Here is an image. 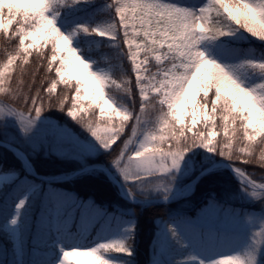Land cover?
I'll list each match as a JSON object with an SVG mask.
<instances>
[{
    "label": "snow or ice",
    "instance_id": "obj_1",
    "mask_svg": "<svg viewBox=\"0 0 264 264\" xmlns=\"http://www.w3.org/2000/svg\"><path fill=\"white\" fill-rule=\"evenodd\" d=\"M90 2L0 0V37L5 41L0 94L13 102L21 101L27 112L4 106L0 107V117H15L27 136L42 116L43 105L37 103L41 90L49 85L46 91L51 96L58 85H64L59 111H65L64 104H69L67 116L100 148L113 153V167L139 191L161 193L167 203L173 196V185L169 182L172 178L165 177L179 170L188 153L200 148L227 161L242 190L253 199L260 198L264 174L257 178L234 165L236 161L259 163L264 168V0H110L103 9L107 13L103 25L79 26L62 34L53 9ZM238 33H246L261 47L247 49L245 59L237 65L222 66L216 56L223 59V46L216 49V56L209 46ZM79 36L103 43L75 50L73 43ZM33 51L39 67L50 78L37 85L33 72L31 83L26 85L24 66ZM16 70L19 75L13 81ZM242 71L250 73L254 81L246 84ZM82 99L98 109L99 116L93 111L91 119L87 114L77 119V109L86 113L85 108H78ZM217 135L222 139L215 142ZM113 145L117 147L113 149ZM221 211L213 197L195 221L182 215L176 223L191 234L198 224L216 219ZM167 231L181 249L187 247L176 228ZM256 236L264 237V233ZM109 252L131 255L121 243L105 244L93 251L66 253L64 264L74 256L89 257L90 264H108L103 254ZM175 264L203 262L190 256ZM214 264L256 262L251 256L247 260L232 256Z\"/></svg>",
    "mask_w": 264,
    "mask_h": 264
},
{
    "label": "trees",
    "instance_id": "obj_2",
    "mask_svg": "<svg viewBox=\"0 0 264 264\" xmlns=\"http://www.w3.org/2000/svg\"><path fill=\"white\" fill-rule=\"evenodd\" d=\"M94 1L95 0H91V2L88 4H79L72 7L66 6L60 8L62 11L61 24L65 25H61L60 22H56L58 30L69 29V27L66 26H70L72 28L88 26L92 28V25L89 23L90 17L86 15V12L94 4ZM241 38H245L258 48L261 47L259 41H253V39L247 36L246 33H238L235 37L227 38L226 41H218L215 46H211L213 55L216 56V49L221 46L229 47L231 53L234 54L233 56H236L238 52L242 54L241 49L247 42H242ZM80 44L81 46L83 45L85 47H96L97 44H102V41L94 40L90 37L80 36ZM240 56L241 57L239 58L244 60L245 57L242 55ZM234 60L236 61V59ZM217 61H220L222 64L221 60ZM4 62L5 41L2 37H0V63ZM24 68L27 73V75L24 76V82L26 85L31 83L30 74L33 72H35L37 75V85H39L41 80L47 81V79L50 78V76L45 75L43 68H40L39 64L36 62V55L34 51L29 57V63L25 65ZM18 75V70L12 73L13 81H15V78ZM240 76L242 80H248L250 78L254 79L250 73L244 71L240 73ZM71 83L75 84V81L72 80ZM47 86L49 85L46 84L45 88L41 90V97L37 101L38 106L41 104L43 105L41 117L54 119L59 123L66 125L74 132L82 134L84 129L81 128L75 120L67 116V111L71 110L70 105L65 103V111L63 112L59 111L58 109V105L63 95L64 85H58L56 91L51 94V96H49L46 91ZM34 94L35 92H33V95ZM71 95H73V93H71ZM209 95L211 96V93H209ZM0 102L14 108L17 112H24V114L27 115V112L25 111V105L21 101L17 100L13 102L11 99H6L2 94H0ZM27 107L31 108L32 105L28 104ZM217 123L219 124V121H217ZM217 136L218 137L215 139V142H218L222 139L220 135ZM0 141L10 142L9 137L6 135V133H4L2 125H0ZM10 143L21 148V146L16 143ZM21 149L27 153L37 174L40 176H67L79 169V166H77L76 162L66 160L65 158L56 154H44L41 151L32 153L29 150L23 148ZM1 154L5 156V159L0 157V174L15 173L18 175L17 179L5 187L3 192L0 194V240L7 246L5 252H0V261L3 262H6L10 259L16 263L17 253L11 241L6 238V233H4L1 228L13 218L17 207L20 205L24 195L31 187L36 188L33 194H31L27 199L28 203H32L33 200H35V198H32L33 195L39 192L40 195L42 193H47V189L66 193L73 192L82 200H87L90 198L100 207H103L109 212H112L114 215L119 216L118 218L120 222H131V225H133L132 229H135V231L131 232L122 243L125 246V249L131 252V255H124L121 252H110L114 254V256L119 260L124 261L125 264H147L148 261H150L156 237V230L158 228V220L166 221L169 223V225L176 228L181 240L187 245L185 251L189 252V256L186 257L185 251H179V254H183L184 256H180L176 260H182V258L188 259L190 256H193L197 260L202 261L203 264H208V260L217 261L219 259H229V256H225L224 254L216 256L212 248H205V252L199 254V252L196 251V245L194 244L192 238L190 236H183L180 229L177 228L178 225L176 223V218L178 216L183 215L188 219L195 221L197 213L207 206L209 200L213 197H215V201L222 206V211L229 212L230 214L238 213L241 217L258 213L264 214V193L261 194V198L248 201L245 200L244 194L241 193L242 185L237 180V177L233 175L228 169L218 168L204 176L194 186L193 193L187 197L178 198L169 204L141 206L133 205L123 199L114 183L110 181L104 172L99 170H93L90 171V173L83 172L64 182L45 183L42 180L36 178L31 173V171L26 170L24 166L25 164L14 152L0 146V155ZM213 157L214 159L212 164L215 162H227L221 159L219 156L213 155ZM113 158L114 156L111 152L110 154L100 155L95 159H88L87 165L105 164L106 166L110 167V163L112 162ZM256 160H259V152L256 153ZM208 165L209 163H204L203 167ZM234 166L241 168L246 173L254 174L257 178L264 174V168H261L259 163L244 165L240 164L239 161H236ZM130 190L135 197L142 201L160 198V193L157 195H152L146 192H138L132 187ZM35 201L37 208L39 205H42L41 199ZM127 209H131L133 214L130 215L127 213ZM72 213L73 215H69L66 222L61 224V227L56 230V232H54V224H51L50 226L48 225V227L36 225V217L34 213L31 214V212L28 211L26 205L23 207L20 217L22 220V250L24 256L25 252L27 255L25 258L23 256V259L25 260V262H23L24 264L27 262V259H31L29 256V250L35 248H39L42 251L49 250L50 247L48 248L47 245L40 247L37 245V242H53L59 238V235L65 244L70 245L74 241H77L78 245L82 246L83 248H90L103 241V220H97L96 222L93 221L88 225H85L79 217V211L75 210ZM110 227H112L110 232L112 233L113 226ZM80 231H82V235H79ZM107 231L109 232V230ZM196 233L201 234L199 231ZM56 257L57 254L51 257L50 261H54ZM32 260H42V264H48L45 262V260H47L45 257L39 259L36 256L33 257Z\"/></svg>",
    "mask_w": 264,
    "mask_h": 264
},
{
    "label": "rangeland",
    "instance_id": "obj_3",
    "mask_svg": "<svg viewBox=\"0 0 264 264\" xmlns=\"http://www.w3.org/2000/svg\"><path fill=\"white\" fill-rule=\"evenodd\" d=\"M96 4L92 5L89 10L86 12V15L90 17L89 23L92 27H97L98 25H103L106 18L107 13L103 11L107 7V4L110 3V0H96ZM53 12L56 13V22L61 24L62 19V11L61 9H53ZM52 13H49V18H51ZM65 25V24H61ZM73 26V25H71ZM65 27V26H63ZM69 29L60 30L62 34L67 35L74 28L70 26ZM242 42H247L243 45L241 52L242 54L233 56L229 47L223 46L221 55L223 59H220L219 56H216L217 60L222 61V65L224 63H229L232 65H237L241 62L242 58L240 55L244 56V53L250 47L256 48L259 50L256 45L252 44L250 41L245 38H241ZM103 43V42H102ZM73 47L75 50H80V36L76 38L73 43ZM221 48V47H218ZM217 48V49H218ZM209 50L211 51V46H209ZM99 55V52H97ZM103 58V57H101ZM219 58V59H218ZM236 59V61L234 60ZM245 59V58H244ZM220 62V61H219ZM246 84H250L254 81V79L250 78L248 80H244ZM74 95V93H73ZM200 99L199 97L197 98ZM7 106L0 102V107ZM86 109V113H81L77 109V119L85 116L86 118H92V113L95 111L96 116H99L98 109H94L93 106L89 105L88 101L81 100L78 106ZM72 119V118H71ZM185 123H189V120L186 118ZM201 123L197 124V128L201 127ZM0 125H2L4 129V133L9 137L10 142L16 143L21 148L29 150L30 152H39L42 153H53L60 157L65 158L66 160H71L76 162L79 168H85L87 165V160L90 158H97L100 155L110 154L111 152H106L102 148H100L96 141L91 137L89 133L85 130L82 134H78L71 130L64 124L59 123L58 121L51 118L40 117V119L36 122L35 127L32 131L25 136L20 130V124L18 123L15 117L11 116H2L0 117ZM103 127V124H101ZM127 132V131H126ZM218 136L215 137V139ZM123 139V137H121ZM120 144V141H117V145ZM117 145H113L112 148L115 149ZM122 146V145H121ZM2 159H5L3 154L0 155ZM115 158V157H114ZM113 158V159H114ZM213 154L197 148L194 151L188 153L185 156L184 160L181 163L179 170H173L168 177H165L166 180H169V177L172 179L169 182L173 185V193L178 189H181L186 183L190 180L194 179L198 174L207 169L213 162ZM24 163V162H23ZM204 163H209L208 166L203 167ZM104 165V164H103ZM26 170H29L26 165H24ZM106 166V165H105ZM108 167V166H107ZM111 173L115 176L116 180L120 183L121 189L125 195H128L129 199L137 201L136 197L131 194L129 195L130 188L136 189L139 192L138 186L134 184H127L124 179L117 172L115 167H113L112 162L110 163V167H108ZM90 169L86 170V172L90 173ZM103 172L102 170H100ZM105 173V172H104ZM197 173V174H196ZM108 178L110 176L105 173ZM196 174V175H195ZM18 175L15 173H7L0 174V194L3 192L5 187L13 183L17 179ZM60 178H62L60 176ZM238 180V179H237ZM239 181V180H238ZM34 189H31V193ZM242 190V189H241ZM194 191V186L185 189L182 193H180L175 199L179 197H187L191 195ZM141 192V191H140ZM132 193V192H131ZM152 195L159 194L158 192H146ZM185 193H190L185 195ZM244 194L245 200H254L252 196H250L246 191H241ZM237 194V193H236ZM262 196V195H261ZM260 196V198H261ZM35 200L41 199V204L38 208L36 207V201L33 200L32 203L27 202V197L22 201L24 206L26 205L28 211L34 213L36 220L35 223L38 226H50L54 224L53 230L56 232L61 227V224H64L68 219L69 215H73V211H79V217L81 221L88 225L93 221H102L104 226H102V230L104 231V239L102 242L90 247L83 248L78 245L77 241H74L72 244H65L59 235V238L53 242H37V245L43 247V245H47L49 248L48 251H42L39 248L29 250L30 260L27 259L25 264H42V260L33 261L32 258H47L45 260L48 264H64V255L69 252H88L93 251L99 248L101 245L105 244H113V243H123L125 238L131 233L129 229L133 228L131 222L124 221L123 223L119 221V216L114 215L112 212H109L103 207L97 205L92 199L82 200L73 192L66 193L60 192L57 190L47 189V193H36L32 196ZM160 198H162V194L160 193ZM157 198V199H160ZM31 201V200H30ZM23 206V207H24ZM208 206V205H207ZM205 206L204 208H206ZM20 205L17 209L16 215L13 219L8 222L6 225L2 226V231L6 233V238L11 241L13 244L15 251L17 252L16 263L11 261L10 259L6 262L0 261V264H24L25 260L23 259V247H22V233H21V212L23 210ZM203 208V209H204ZM201 211V210H200ZM199 211V212H200ZM198 212V213H199ZM127 213L130 215L133 214L131 209H127ZM197 213V214H198ZM197 219V215L196 218ZM15 221V223H13ZM178 225V224H177ZM113 226V232L111 229ZM55 227V228H54ZM157 230L156 237L154 241V246L151 253L150 261L147 264H175L176 259L180 256H184L183 254H179V251H185L184 249L180 250V247L176 244L167 229L172 227L166 221L158 220L157 221ZM178 229H180L181 234L185 237L190 236L196 245V251L199 254L205 252V248H212L213 252L216 256L224 254L225 256H239L244 260H247L249 256L254 257L256 264H264V237L258 238L256 233H264V214H253L248 215L246 217H241L238 213L230 214L229 212L221 211V214L214 220L205 221L200 223L196 227V232L199 231L201 234L194 233H186L183 229L178 225ZM109 230V232L107 231ZM204 230V231H203ZM108 232V233H107ZM103 234V233H102ZM79 235H82L80 232ZM260 240L259 244L254 243L256 240ZM0 252H5L7 249L6 244L1 242L0 240ZM186 252V251H185ZM189 252H186V257L189 256ZM2 254V253H1ZM57 254V257L54 261H50L51 257ZM193 255V253H192ZM25 256L26 252H25ZM24 256V258H25ZM193 257V256H192ZM27 258V257H26ZM103 258L108 262V264H125L124 261L119 260L112 253H104ZM184 258H182L183 260ZM189 259V258H188ZM216 260H208V264H214ZM69 264H90V258L84 256H74L71 258Z\"/></svg>",
    "mask_w": 264,
    "mask_h": 264
},
{
    "label": "water",
    "instance_id": "obj_4",
    "mask_svg": "<svg viewBox=\"0 0 264 264\" xmlns=\"http://www.w3.org/2000/svg\"><path fill=\"white\" fill-rule=\"evenodd\" d=\"M0 145L14 151L16 154H18L20 157L23 158V160L27 163V165L30 167V169L32 170V172L34 173V175L42 180H44L45 182H52L54 180L52 179H49V178H42V177H39L32 165V163L30 162V160L28 159L27 155L19 148L15 147L14 145L12 144H9V143H6V142H0ZM216 167H223V168H226V169H229L232 173H234L231 169V167L229 166L228 163H223V162H219V163H215L211 166H209L207 169H205L204 171H202L200 174H198L192 181H190L187 185H185L183 188L181 189H178L177 191H175L173 193V196L169 198L168 202L169 203L172 198L174 196H176L177 194H179L182 190L186 189L187 187L189 186H192L194 184H196L199 180H201L205 175H207L208 173L212 172ZM89 169H101V170H104L106 173L109 174V176L115 181L116 185L119 187V190L121 192V195L123 198L127 199L129 202L131 203H134V204H142V205H151V204H164V200L163 201H145V202H138V201H134V200H131L129 199L122 191L121 189V186H120V183L116 180L115 176L113 175V173H111V171L105 167V166H100V165H92V166H88V167H85L83 169H80V170H77L75 171L72 175H70L69 177L65 178V179H62L60 181H63V180H67L69 178H72L73 176L83 172V171H86V170H89ZM235 174V173H234ZM195 182V183H194Z\"/></svg>",
    "mask_w": 264,
    "mask_h": 264
}]
</instances>
